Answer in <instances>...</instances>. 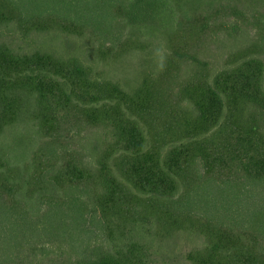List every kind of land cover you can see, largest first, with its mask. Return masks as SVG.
Instances as JSON below:
<instances>
[{
    "label": "trees",
    "instance_id": "16d2710c",
    "mask_svg": "<svg viewBox=\"0 0 264 264\" xmlns=\"http://www.w3.org/2000/svg\"><path fill=\"white\" fill-rule=\"evenodd\" d=\"M56 32L93 38L104 61L139 52L143 35L167 50L127 93L7 41ZM0 36V136L31 99L48 137L21 183L0 178L2 210L38 223L2 250L8 264H24L46 226L56 238L88 226L87 213L97 226L195 234L194 264H264V0H0ZM222 37L230 49L212 43ZM213 46L229 53L218 68L204 60ZM99 128L109 139L92 167L68 142ZM128 252L97 248L76 264H137Z\"/></svg>",
    "mask_w": 264,
    "mask_h": 264
},
{
    "label": "rangeland",
    "instance_id": "374dc122",
    "mask_svg": "<svg viewBox=\"0 0 264 264\" xmlns=\"http://www.w3.org/2000/svg\"><path fill=\"white\" fill-rule=\"evenodd\" d=\"M141 23L159 26L161 20L156 23L148 19L139 22ZM7 36H9L7 41L13 37L18 38L15 43L20 51H23L22 47L23 52L43 48L63 60L75 59L86 66L91 79L111 80L127 93L137 89L146 78H154L157 75L158 66L167 50L164 42L151 35H143L140 38L143 46L140 47L139 52L130 53L122 59L108 61L107 57L104 61L106 58L99 52L98 42L89 36L67 35L60 32H56L53 36L31 39L23 38L20 33L7 34ZM212 43L230 49L226 38L222 37L221 43L219 41ZM212 49L204 60L212 64L213 68L216 66L218 68L225 63V57L229 53L218 50V46H213ZM185 73L187 72L184 71ZM37 116H40L37 105L30 99L18 118L9 124L0 136V153L6 166L0 171L3 175L0 178L15 176V181L21 183L20 177L32 168L36 153L48 140L43 132L42 122ZM107 130L108 128H99L92 134L85 132L82 134L84 138L78 137L75 143L68 142V146L82 153L87 165L93 167L99 152L107 146L106 138L109 139ZM57 170V167L51 169L47 178L54 176ZM5 208L4 200L0 197V264L10 262L8 253L2 250L13 245L20 236L25 237V229L28 232L34 229V226H38L34 219L8 215L2 210ZM91 215L93 214L87 213L88 226H61L63 233H59L60 238L54 236L57 234L54 227L46 226L37 239L36 248L29 250L24 264H76L79 259L91 254L97 248L113 251L117 257L133 250V261L136 260L137 264H194L190 259L191 251L203 247V239L195 234L191 235L192 233L188 231L176 230L167 233L166 229L155 225L97 226L98 221L94 220V215L92 217ZM59 217L63 218V216ZM128 228L130 231L127 230Z\"/></svg>",
    "mask_w": 264,
    "mask_h": 264
}]
</instances>
